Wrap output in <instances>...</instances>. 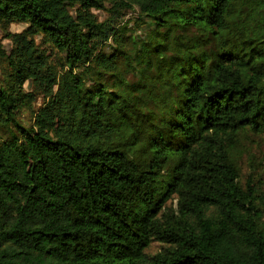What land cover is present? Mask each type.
<instances>
[{
	"label": "trees",
	"instance_id": "16d2710c",
	"mask_svg": "<svg viewBox=\"0 0 264 264\" xmlns=\"http://www.w3.org/2000/svg\"><path fill=\"white\" fill-rule=\"evenodd\" d=\"M14 22L0 264H264V189L241 168L264 133V0H0ZM28 79L46 97L24 125Z\"/></svg>",
	"mask_w": 264,
	"mask_h": 264
},
{
	"label": "rangeland",
	"instance_id": "374dc122",
	"mask_svg": "<svg viewBox=\"0 0 264 264\" xmlns=\"http://www.w3.org/2000/svg\"><path fill=\"white\" fill-rule=\"evenodd\" d=\"M99 18V20H104L107 17V14L102 10H95L94 11ZM130 17L131 20L136 18V14L132 13L127 15L126 19ZM132 26V25H131ZM28 27V24L22 22H14L11 24L0 23V81L7 82V78L9 73L11 72V66L9 63V59L6 57V53H11L15 48V42L11 38V34L22 33ZM134 29L131 30V34L133 33ZM143 34L144 29L137 30L134 32L136 34ZM130 35V32L127 34ZM211 34L208 33V36ZM36 45L39 49L43 52V54L47 58V66L49 68H53L54 71L62 72L65 68L64 61L62 60V55L57 51L53 50L51 46L45 44L43 37L35 36ZM1 49L4 51L5 54L2 53ZM116 47L114 42L110 41V43L106 46L105 52L107 55H112L115 53ZM117 65L122 66L126 69L129 68L128 62L123 57H118L116 60ZM130 81H134L133 77H129ZM92 80H89V84H92ZM23 90L25 92H29L34 94L35 100L32 103V106L29 107L25 105L22 107L21 111H19L18 119L24 125H31L33 122V112L38 111V109L44 104L45 102V94L42 88L35 82V80L28 79L25 84L23 85ZM9 129V128H8ZM244 151L248 154L251 153L252 157L254 158V164H258V170L256 172H251L250 166L251 164L248 163V156L244 154V157L241 161V168H242V176L243 180L246 182V177L249 174H255V183L257 186H260L264 189V133L259 134H248L246 141L244 142L243 146ZM163 245L159 242H152L150 247L147 249L148 254H155L156 252L160 251Z\"/></svg>",
	"mask_w": 264,
	"mask_h": 264
}]
</instances>
